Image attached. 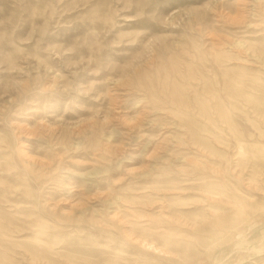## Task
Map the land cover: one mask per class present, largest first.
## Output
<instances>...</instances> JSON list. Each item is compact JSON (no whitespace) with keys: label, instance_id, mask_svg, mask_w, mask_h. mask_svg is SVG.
<instances>
[{"label":"rangeland","instance_id":"rangeland-1","mask_svg":"<svg viewBox=\"0 0 264 264\" xmlns=\"http://www.w3.org/2000/svg\"><path fill=\"white\" fill-rule=\"evenodd\" d=\"M0 264H264V0H0Z\"/></svg>","mask_w":264,"mask_h":264},{"label":"bare ground","instance_id":"bare-ground-1","mask_svg":"<svg viewBox=\"0 0 264 264\" xmlns=\"http://www.w3.org/2000/svg\"><path fill=\"white\" fill-rule=\"evenodd\" d=\"M150 247H153L152 245H150Z\"/></svg>","mask_w":264,"mask_h":264}]
</instances>
